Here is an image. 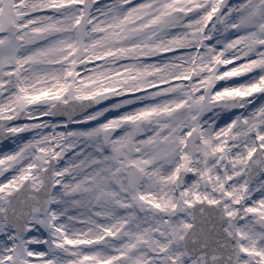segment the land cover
<instances>
[{
    "label": "snow or ice",
    "instance_id": "obj_1",
    "mask_svg": "<svg viewBox=\"0 0 264 264\" xmlns=\"http://www.w3.org/2000/svg\"><path fill=\"white\" fill-rule=\"evenodd\" d=\"M0 264H264V0H0Z\"/></svg>",
    "mask_w": 264,
    "mask_h": 264
},
{
    "label": "bare ground",
    "instance_id": "obj_2",
    "mask_svg": "<svg viewBox=\"0 0 264 264\" xmlns=\"http://www.w3.org/2000/svg\"><path fill=\"white\" fill-rule=\"evenodd\" d=\"M238 2H240V0H234V1H233V3H238Z\"/></svg>",
    "mask_w": 264,
    "mask_h": 264
},
{
    "label": "rangeland",
    "instance_id": "obj_3",
    "mask_svg": "<svg viewBox=\"0 0 264 264\" xmlns=\"http://www.w3.org/2000/svg\"><path fill=\"white\" fill-rule=\"evenodd\" d=\"M234 0H231V2H233Z\"/></svg>",
    "mask_w": 264,
    "mask_h": 264
}]
</instances>
